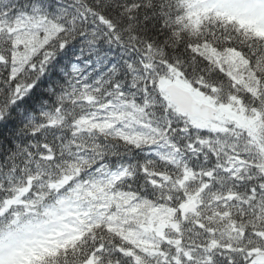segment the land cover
I'll list each match as a JSON object with an SVG mask.
<instances>
[{
    "label": "snow or ice",
    "instance_id": "1",
    "mask_svg": "<svg viewBox=\"0 0 264 264\" xmlns=\"http://www.w3.org/2000/svg\"><path fill=\"white\" fill-rule=\"evenodd\" d=\"M0 264H264V0H0Z\"/></svg>",
    "mask_w": 264,
    "mask_h": 264
}]
</instances>
